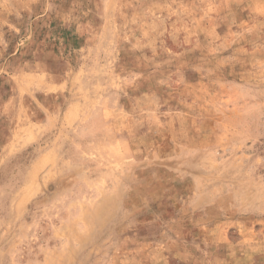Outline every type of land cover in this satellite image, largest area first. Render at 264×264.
<instances>
[{
    "label": "rangeland",
    "instance_id": "rangeland-1",
    "mask_svg": "<svg viewBox=\"0 0 264 264\" xmlns=\"http://www.w3.org/2000/svg\"><path fill=\"white\" fill-rule=\"evenodd\" d=\"M0 264H264V0H0Z\"/></svg>",
    "mask_w": 264,
    "mask_h": 264
}]
</instances>
